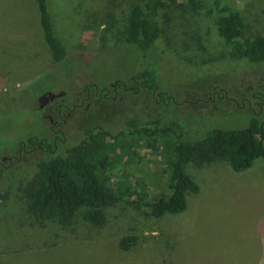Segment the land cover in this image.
Masks as SVG:
<instances>
[{"label":"rangeland","instance_id":"rangeland-1","mask_svg":"<svg viewBox=\"0 0 264 264\" xmlns=\"http://www.w3.org/2000/svg\"><path fill=\"white\" fill-rule=\"evenodd\" d=\"M134 1L47 0L56 34L78 56L71 63L52 59L35 0H0V264L262 260L264 158L239 172L223 160L200 168L185 165L198 191L185 194V209L178 214L149 217L143 208L120 202L105 210L102 227L76 218L71 228L63 229L48 221L37 223L28 212L35 164L52 156L35 150L19 158V146L29 137L50 141L57 134L56 151L63 152L82 139L86 128L100 125L112 139L102 154L110 163L100 170L105 184L114 188L117 180L136 182L139 197L144 194L147 200L165 191V159L152 148L153 128L129 133V118L159 120L163 127L173 123L193 143L212 129L246 128L254 115L264 114V62L250 64L231 56L230 46L216 34L213 0H200L203 8L196 13L188 0H175L162 10V33L146 53L125 41ZM219 1L243 18V38L264 35V0ZM144 70L155 75L157 89L150 96L113 85ZM255 89L261 98L248 105ZM62 91L66 108L59 115L52 105L37 111L36 97ZM50 114L54 124L46 116ZM123 237L134 238L127 250L119 247Z\"/></svg>","mask_w":264,"mask_h":264},{"label":"trees","instance_id":"trees-1","mask_svg":"<svg viewBox=\"0 0 264 264\" xmlns=\"http://www.w3.org/2000/svg\"><path fill=\"white\" fill-rule=\"evenodd\" d=\"M174 1L135 0L128 14L125 41L144 53L148 52L162 33L160 12L174 5ZM35 2L43 39L52 59L56 62L77 61L78 56L68 52L56 34L47 0ZM187 3L194 13L203 8L200 0H188ZM211 13L217 36L230 46L234 59H245L250 64L264 62V35L243 38V18L219 0H213ZM163 18L165 22L170 19L168 14H164ZM80 65L86 66V63L80 61ZM117 83L115 88L128 93L143 90L150 96V92L157 89L155 75L150 70L138 72L123 85ZM255 91V95L260 94V91ZM154 95L165 98L162 93ZM125 124L129 133H143L147 132L149 126L153 128L151 134L156 136V140L152 148L165 159V191L146 200L144 194L143 198L139 197L136 188L140 184L136 182L117 180L114 188L108 187L100 170L110 166L109 158L102 157V154L106 150V143L112 139L101 131L100 125H94L84 130L78 143L63 152H52L49 160L36 162V181L31 188L28 204V212L35 222L48 221L69 229L75 219L80 218L92 227H102L106 223L105 210L120 202L132 204L137 209L143 208V213L149 217L178 214L185 209V194L198 191L196 183L184 172L185 165L200 168L223 160L233 171L239 172L250 168L255 159L264 158V114L254 115L246 128L212 129L193 143L184 140V130L173 123L163 127L159 120L129 118ZM133 244V237H123L119 241L122 250H127Z\"/></svg>","mask_w":264,"mask_h":264},{"label":"flooded vegetation","instance_id":"flooded-vegetation-1","mask_svg":"<svg viewBox=\"0 0 264 264\" xmlns=\"http://www.w3.org/2000/svg\"><path fill=\"white\" fill-rule=\"evenodd\" d=\"M135 76V75H134ZM133 76V77H134ZM132 78V77H131ZM130 78V79H131ZM120 84H125L124 82H119ZM118 83L117 82H115L113 85H117ZM138 85H140V83H137ZM261 87V86H260ZM122 88H124V89H126V87H122ZM138 89V88H137ZM262 92H263V94H264V87L262 86ZM256 92V91H255ZM254 91H252L251 93V95H250V99H247V102H248V105H250L251 104V102L252 101H256V99H260L261 98V94L262 93H260V94H257V95H255L256 93H255ZM65 94V93H64ZM64 94L62 95V96H60V97H57V98H54V99H52V100H50V101H47L46 103H44V104H39V103H37L36 105V107L38 108L37 109V111H39V112H41V111H43L46 107H48L49 105H52V110H53V112H54V114L56 115V114H60V112H61V110H65V108H66V104H64L63 102H62V99H61V97H63L64 96ZM101 95V93L99 94V96ZM208 99L209 100H213V96H211V97H208ZM36 100V99H35ZM58 102L57 104H55V102ZM256 103H259V102H256ZM75 105H73L72 106V108L74 107ZM47 117H48V120H49V122H50V124H54V122H53V119H52V114H50V115H46ZM50 128H52V125H51V127ZM52 130V129H51ZM59 138V136L57 135V134H55L54 136H53V138H50L51 140L50 141H48V139L47 138H45V137H43V138H40V137H34V136H32V137H29V138H27V139H25V141H23L21 144H20V146H19V150H18V155H19V158H21L22 156H23V154H27V153H29V152H32V151H35V150H38V151H45L46 153H52V152H58V151H56V144H55V141L57 140ZM26 146L28 147V150H26L25 148H26ZM13 158H15L14 156H10L8 159L9 160H11V159H13ZM5 158L3 157L2 158V160H4Z\"/></svg>","mask_w":264,"mask_h":264},{"label":"water","instance_id":"water-1","mask_svg":"<svg viewBox=\"0 0 264 264\" xmlns=\"http://www.w3.org/2000/svg\"><path fill=\"white\" fill-rule=\"evenodd\" d=\"M64 94V92H60V93H52V92H46L41 94L40 96L36 97V102L39 104H44L47 101H50L54 98L60 97Z\"/></svg>","mask_w":264,"mask_h":264},{"label":"crops","instance_id":"crops-1","mask_svg":"<svg viewBox=\"0 0 264 264\" xmlns=\"http://www.w3.org/2000/svg\"><path fill=\"white\" fill-rule=\"evenodd\" d=\"M259 234H261L262 235V238H261V244H262V246L264 247V224H263V227H262V231H261V227H260V233ZM262 240H263V242H262ZM264 249V248H263ZM263 253H262V260H263V264H264V250L262 251ZM262 260H259V264H260V262L262 261Z\"/></svg>","mask_w":264,"mask_h":264}]
</instances>
